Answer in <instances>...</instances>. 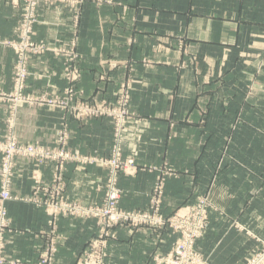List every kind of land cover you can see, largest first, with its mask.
Wrapping results in <instances>:
<instances>
[{
	"label": "crops",
	"instance_id": "obj_1",
	"mask_svg": "<svg viewBox=\"0 0 264 264\" xmlns=\"http://www.w3.org/2000/svg\"><path fill=\"white\" fill-rule=\"evenodd\" d=\"M20 13L19 4L0 0V41L16 37ZM38 14L36 42L67 47L76 32V86L85 98L114 103L128 81L136 119L123 131L122 156L133 157L137 171L119 176L118 207L145 211L158 177L154 167L167 163L174 175L166 179L160 214L170 216L210 192L213 209L194 248L206 264H243L264 240V0H87L78 9L42 1ZM62 66L52 55L31 58L26 91L60 96ZM13 67V50L0 45V94L11 90ZM47 70L55 75L45 78ZM57 108L54 102L20 105L12 130L19 143L53 147L65 121L73 153L107 155L108 119L80 124ZM7 118L0 98V137ZM55 167L16 159L6 204L7 260L38 264L53 242L54 264H77L96 235L95 222L86 218L61 216L50 225L48 197L38 187L50 183ZM105 175L93 165L68 163L65 196L101 203ZM111 231L116 239L107 244L105 264H154L177 238L165 226Z\"/></svg>",
	"mask_w": 264,
	"mask_h": 264
},
{
	"label": "rangeland",
	"instance_id": "obj_2",
	"mask_svg": "<svg viewBox=\"0 0 264 264\" xmlns=\"http://www.w3.org/2000/svg\"><path fill=\"white\" fill-rule=\"evenodd\" d=\"M42 1H45L46 3L49 4L52 2L63 3L71 9L72 8L78 9V7H80L87 0H11V2H13L15 5L19 4V6L21 7L20 20L16 31V37L13 39L1 40L0 45L3 46L4 42H10L12 45L20 49H23L25 51H30L28 53L29 55H27L28 67L31 58L39 59L46 55H52L61 58L63 61L61 76L66 82V87L62 90L61 95L58 97H51L47 93H42L38 95H32V93H28L26 91L27 89V85H26L27 78H26L25 89L24 91H22V95L25 97H30L36 102H48V103L54 102V105L58 107L57 109H61L60 111L64 112L65 115H68L70 118L76 120L80 124H85L91 119L100 117V118L108 119L112 125L111 145L109 152L105 156H98L95 154L79 155L73 153L69 148L70 133H69L68 125L65 121L61 122L60 127L57 130L53 147H43L37 144L42 148H44V150L49 154L56 153L57 155H60L59 162L57 161L54 162L52 160L46 159L45 162L41 164L43 165L47 162H52L56 166L52 174V180L45 187L46 188L45 192L48 197L47 201L49 202V205L52 206L56 204V206L60 208L67 207V205H72L79 209L78 211L79 215L77 217L76 215H71L68 212H65V214H62L60 212L58 216L56 217L52 216V220H51L52 223L50 222V225L53 226V220L61 216L72 217V218H86L93 220L95 222L97 230H96V235L91 239H89L88 243L90 244L91 240L99 239L100 236L104 235L105 233L104 227H109L106 226L107 224L113 223L109 219V213L111 212V203L108 197L110 196L111 191L115 190L117 192L119 191V198L117 200L116 207L119 209L120 212L122 213L125 212L129 214L137 213L138 215L149 217L154 221H156L157 219L163 221L164 226L168 227L171 230V232L175 234L177 237L171 250H173L175 244L180 239H182L181 232L183 230H188L189 232H191L194 229H198L199 235L197 234L198 235L197 237L194 236L191 238H183V239L186 240L190 239L191 241L193 240L192 253L198 259L206 263L205 259H203V257L196 252L194 246H195V242L203 236V233L208 224V215L210 211L213 209V205L210 201L211 194L210 192L207 191L201 197L196 198L194 202L187 204L183 203L170 216H166V217L162 216L160 214V208L162 204V196H163V189L165 186V182L169 176L174 175L171 172L172 171L171 167H169L167 163H163V165L160 168L154 167V170L159 171L157 172L158 177L156 178V181L148 196V207L145 211H141V210L124 211L118 207L119 200L121 199L123 194L122 189L118 185L119 176L120 175L131 176L134 175L137 171L135 167L136 163L134 158L133 157L123 158L122 156L123 131L127 123L132 122L136 119V118L134 119L135 115L129 111V101H130V92H131L130 86L128 84V81L120 85L118 91L116 92L114 103H110L105 100H97L94 96L85 98L84 91L76 86L81 77V72L78 66L79 55L77 52L76 32L75 31L73 32L71 40L67 47L53 45L45 41L36 42L33 40L34 27L37 25L39 21L38 7ZM25 19H30L31 22L28 39L23 34ZM4 46L11 48L10 46L7 45ZM32 52H34L35 54ZM15 60L16 59L14 54V63ZM43 75L45 78H50L53 77L55 73L47 70L43 73ZM28 76H29V68H28L27 77ZM127 95H128V99H127ZM14 96H15V87L13 85V80H12V87L10 92L0 94V98L4 100V103L6 105L7 117H8L5 126L6 130H4L2 136L0 137V146L4 145L6 140L10 137L9 134H11L12 132H13L12 133L13 137L17 140L19 145H26L19 143L14 131L12 130L14 129V126L17 121L18 107L20 105H29V104L15 105L12 102ZM126 99L127 102H124ZM11 108L12 109L15 108V115L13 114L14 118H11ZM1 157L2 156L0 153V163H1ZM29 161L33 162L35 165L38 166V163H36L35 161L33 160H29ZM68 163H74L79 166L93 165L94 167L105 171L106 173L105 180L103 185L101 186L103 187V191H104L103 199L101 203L83 204L77 201L69 200L65 196V183L62 177V172ZM58 166H60V170ZM57 174H59V176ZM55 177H57L58 179L56 181L55 180L53 181ZM157 185H161V191L159 190L158 187H156ZM154 198L156 199V201L152 200ZM71 209L73 208L71 207ZM86 212H88V215H86ZM89 212H97L98 214L96 213L89 214ZM115 226H126V227L136 228L142 225L133 226L127 224H120L109 227L108 228V232L110 231L109 237L105 238L108 239L107 244L110 240L116 239L115 234L111 231V229ZM143 226L160 228L159 226H148V225H143ZM172 226L173 227L175 226L176 229H174ZM102 231L103 234H100ZM111 235H113L114 237H111ZM58 238L60 237H57V239ZM258 242L260 247L249 257H247L243 264H246L247 260L251 259L250 257L258 256L264 252V240L263 241L260 240ZM88 243L84 246V248L88 246ZM5 244H6V240L4 239V248L2 251V256L5 260L4 264H14V261H16L17 259L7 260L5 258V254H4ZM106 254H107V249H106ZM157 256H162V254H159ZM43 258H46V255H44ZM38 261L40 262L41 260ZM53 261L54 260H52V264H54ZM262 263L263 262H260L259 264ZM194 264H198V263L194 261Z\"/></svg>",
	"mask_w": 264,
	"mask_h": 264
},
{
	"label": "built area",
	"instance_id": "obj_3",
	"mask_svg": "<svg viewBox=\"0 0 264 264\" xmlns=\"http://www.w3.org/2000/svg\"><path fill=\"white\" fill-rule=\"evenodd\" d=\"M30 19H25L24 23V35L28 39V34L30 32ZM1 44V43H0ZM4 45L10 46L15 54V63L13 69V85L15 87V96L13 99V103L15 105L19 104H29L33 105L37 103L30 97H25L22 95V91L25 89V80L28 75V59L27 55L30 51H25L20 49L10 42H4ZM34 53V52H32ZM35 54V53H34ZM75 77V76H73ZM128 99V95H127ZM127 99L124 102H127ZM90 112V111H89ZM15 115V108H11V118H14ZM13 133V132H12ZM9 134L10 137L6 140L4 145L0 146V153H1V163H0V264H4L5 260L2 256V251L4 248V239H5V227H6V204L10 200L9 190L11 187L12 178L14 175V165L16 159H25V160H33L38 165H41L45 162L46 159L57 161L60 160V155L56 153H47L44 148L37 144H26V145H19L17 140L13 137V135ZM60 164V163H58ZM60 170V166H58ZM59 176V174H57ZM34 181L38 183V179L36 175H33ZM58 178L55 177L53 181L57 180ZM156 187L159 188L161 191V185H157ZM46 188L43 186L38 187V191L46 194ZM111 203V212L109 213V219L113 223H109L106 226H113V225H120V224H127V225H148V226H164L163 221L157 219L156 221L150 219L149 217L138 215L137 213H125L120 212L119 209L116 207L117 200L119 198V191L112 190L110 196L108 197ZM155 200L156 199H152ZM109 203V202H108ZM45 207L48 215L52 218L59 215L61 212L65 214V212L70 213L71 215H79V209L72 205H67V207L60 208L57 207L56 204L50 206L49 202L45 201ZM71 207L73 209H71ZM97 212H89V214H93ZM88 215V212H86ZM132 223V224H130ZM104 227V235L100 236L99 239L91 240L90 244L84 248L80 255L78 256V263L77 264H105L106 259V249H107V240L106 237H109L108 228ZM173 227V226H172ZM176 229V227H173ZM200 232V231H199ZM103 234V231L100 233ZM198 229H194L193 231L189 232L188 230H183L181 232V238H191L194 236H198ZM111 237H114L111 235ZM180 239L174 246L173 250H171L168 254L162 256H155L153 261L154 264H194V261L198 264H206L202 260L198 259L192 253V245L193 240L190 239ZM56 253V245L53 242H50V246L48 247L47 251L42 254L41 261L38 264H52V260L54 254ZM46 255V258L43 256ZM261 255V256H260ZM255 257H250L246 264H259L260 262L264 263V252ZM190 261V263H189ZM262 263V264H263ZM14 264H20L19 260L14 261Z\"/></svg>",
	"mask_w": 264,
	"mask_h": 264
},
{
	"label": "bare ground",
	"instance_id": "obj_4",
	"mask_svg": "<svg viewBox=\"0 0 264 264\" xmlns=\"http://www.w3.org/2000/svg\"><path fill=\"white\" fill-rule=\"evenodd\" d=\"M9 194H10V190H9ZM11 200H12V198H11V195H10V200L9 201H11ZM6 220H7V211H6ZM6 228H7V223H6V227H5V232H6Z\"/></svg>",
	"mask_w": 264,
	"mask_h": 264
}]
</instances>
